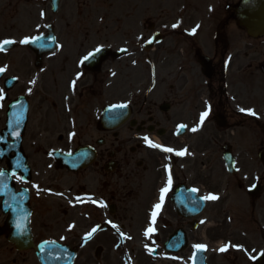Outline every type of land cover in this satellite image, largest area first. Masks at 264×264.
<instances>
[{
  "label": "flooded vegetation",
  "instance_id": "obj_1",
  "mask_svg": "<svg viewBox=\"0 0 264 264\" xmlns=\"http://www.w3.org/2000/svg\"><path fill=\"white\" fill-rule=\"evenodd\" d=\"M240 1L0 0V41H16L0 51V138H22L36 242L72 246L76 264H248L240 249L212 246L242 245L236 210L254 217L255 234L264 224V170L242 146L258 115L240 110H254L264 59L254 68L259 46L243 41ZM33 36L45 42L19 43ZM56 152H76L77 169ZM194 244L207 246L195 258ZM7 247L9 264H35L32 251Z\"/></svg>",
  "mask_w": 264,
  "mask_h": 264
},
{
  "label": "water",
  "instance_id": "obj_2",
  "mask_svg": "<svg viewBox=\"0 0 264 264\" xmlns=\"http://www.w3.org/2000/svg\"><path fill=\"white\" fill-rule=\"evenodd\" d=\"M236 13L238 24L246 29L249 36L254 38L264 36V0H242ZM259 157L264 165V149L259 153ZM27 175L25 174L28 178ZM10 183L8 173L0 175V198H3L4 212L9 214L7 225L13 230L9 240L17 247H31L28 195L26 191L20 194L14 193ZM17 224L21 225L19 229ZM37 255L41 264H72L75 253L70 248L57 243H44L39 247ZM255 264H264V256H260Z\"/></svg>",
  "mask_w": 264,
  "mask_h": 264
},
{
  "label": "rangeland",
  "instance_id": "obj_3",
  "mask_svg": "<svg viewBox=\"0 0 264 264\" xmlns=\"http://www.w3.org/2000/svg\"><path fill=\"white\" fill-rule=\"evenodd\" d=\"M243 41L244 43H249V42H254V48L255 45L259 46V50H258V58L254 60V68H257V61H261L262 59H264V38L261 39H257V40H251L245 33V31L243 32ZM247 63V61L245 62ZM256 73L254 75V80H252V83L254 85V112L255 114L258 115V124H254V138H242V146L243 149L248 150L249 152H251L250 156H252V158L254 159V167H256L255 169H259L261 170L262 166L260 164V161L258 159V152L259 150L264 146V74H262L261 71L256 70ZM1 165V164H0ZM233 192V197L231 198V201H229L228 205L229 208L232 209V207H234L238 201L237 198L238 196L235 193H240L239 191H231L229 193ZM247 199V197H246ZM248 201V200H247ZM227 205V206H228ZM237 207V206H235ZM211 208L209 211H207L208 213L211 212ZM213 212V210H212ZM242 210L238 211L236 210V212L234 213V218L236 220L237 223H240L242 228V233H243V238L241 237V240H243L242 242V250L246 249L247 251H249L251 254H244V252H246L245 250L242 251L241 254H239L238 256L240 258H242V262L247 263V258L248 256H255V254L260 253L262 251H264V239L262 237V235H257L254 232V223L251 220H254V217H246L245 216V212H242ZM207 213V214H208ZM239 214V215H238ZM238 215V216H237ZM1 216V213H0ZM263 224V223H261ZM258 236V237H256ZM213 237V236H212ZM217 240V239H216ZM250 245V246H248ZM7 243L5 241H3V237L1 238L0 241V263L4 262V263H8L11 262L10 259L14 256V255H10V251L8 250L7 247ZM215 246V245H214ZM140 247V246H139ZM246 247V248H244ZM141 251V250H140ZM145 260H147L148 263H150V260H148L146 257H144L143 255H141ZM31 257V255H30ZM33 260V258H31ZM231 260V262H234V259H220V261L216 260L214 261L213 259V263H228ZM246 261V262H245ZM154 262H156V259L154 260ZM239 262V261H238Z\"/></svg>",
  "mask_w": 264,
  "mask_h": 264
},
{
  "label": "snow or ice",
  "instance_id": "obj_4",
  "mask_svg": "<svg viewBox=\"0 0 264 264\" xmlns=\"http://www.w3.org/2000/svg\"><path fill=\"white\" fill-rule=\"evenodd\" d=\"M41 15H43V13H41ZM173 27H177V25L174 24ZM193 32H195V29H193ZM52 39H54V38H52ZM40 40H41V37H39V36L25 37L24 39L20 40L19 43H21V44H28V43H30V42H33V43H35V42H39ZM149 42H151V41H149ZM13 43H16V41L11 40V39H4V40L0 41V51H3L6 45L13 44ZM41 46H45V45H41ZM100 50H101V49H100L99 47H97V48L95 49V52H99ZM94 54H95L94 52H90V53H89L87 56H85L83 59H84V60H88L89 57L93 56ZM5 70H6L5 68L0 67V73H3ZM33 83H34V81H33ZM75 84H76V81L73 80V81H72V85L75 86ZM2 98H3V94H2V90H0V99H2ZM114 107H125V105H118V106H114ZM240 110H241V111H246V112H248V113L251 114V115H255V112H254V110H252V109H240ZM207 116H208V112H207V111L201 113V116H200V122L203 123L205 117H207ZM179 127L183 128V127H186V126L181 125V126H179ZM192 130H193V131H196L197 129L193 128ZM144 140H145L147 143H149V145H150L151 147H154V148H160V147H161L160 145H157V144L152 143V142L149 140L148 137H144ZM163 150H164L165 152H173V151H174L172 148H164ZM184 154H185L184 151L176 152V155H184ZM2 174H3V173H0V175H2ZM168 182H169V184L171 183V176H169V181H168ZM165 191H167L166 188H165V189H161V201H163V193H164ZM193 191H197V190H196V189H193ZM78 199H79V198H78ZM201 199H205V200H215V199H218V197H217L216 195H213V194H208L207 196H204V197H202ZM93 202H95V201H93ZM154 208L158 210V209L160 208V205L157 204V205L154 206ZM155 216H156V212L153 211V213H152L153 221H154V219H155ZM109 223H111V222L109 221ZM201 223H203V221H201ZM16 226H17L18 229L21 227L20 224H17ZM112 227H113V228H116L117 231H119L117 225L113 224ZM95 231H96V228H93L92 231L89 232L87 235L90 237V236L92 235V233L95 232ZM154 231H155L154 228L149 227V228L145 231V235L148 236L150 233H152V232H154ZM121 235H123V233H121ZM206 247H207V246L204 245V244H194V245H193V248H194L196 251L193 252V258H195L197 252L202 251V250H205ZM229 247H233V248H237V249H242V245L231 244V243L229 242V244H225V245H223V246L219 249V251H221V252H225V251L228 250ZM149 250L151 251V249H149ZM251 259H256V257H255V256H252Z\"/></svg>",
  "mask_w": 264,
  "mask_h": 264
}]
</instances>
